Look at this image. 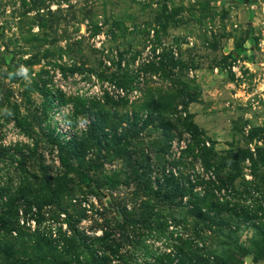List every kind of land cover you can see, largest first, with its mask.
Masks as SVG:
<instances>
[{"label":"rangeland","instance_id":"1","mask_svg":"<svg viewBox=\"0 0 264 264\" xmlns=\"http://www.w3.org/2000/svg\"><path fill=\"white\" fill-rule=\"evenodd\" d=\"M124 78L130 87L117 83ZM148 91L164 101L177 93L166 115L171 138L151 125L123 157L91 148L90 184L68 172L58 144L84 139L97 102L141 124ZM185 104L200 142L183 126ZM203 144L212 147L209 168ZM171 171L193 178L202 196L203 181L231 177L216 195L249 212L224 208L216 220L236 228L237 264H264V0H0V190L21 178L63 188L59 200L45 195L39 212L20 204L16 226L44 234L58 253L71 243L59 264H95L78 241L92 248L106 233L110 247L95 248L108 264H177L175 245L212 260L206 254L223 252L225 238L189 215L191 193L174 202L146 193L149 180L157 189ZM106 177L118 185L99 187Z\"/></svg>","mask_w":264,"mask_h":264},{"label":"trees","instance_id":"2","mask_svg":"<svg viewBox=\"0 0 264 264\" xmlns=\"http://www.w3.org/2000/svg\"><path fill=\"white\" fill-rule=\"evenodd\" d=\"M126 78L120 79L117 81L122 87H130V82H125ZM182 85H185L181 83ZM188 102L196 101V96L191 94L187 95ZM177 93L170 94L167 96V100H162L164 97H155L154 93L148 91L144 97H142L141 107L143 109H148L145 114V119L142 120L139 124L140 118L136 115L131 116L129 111H126L124 114H120L118 110L112 111L110 109L103 108L102 103L97 102L95 107V118L91 123H89L86 131V135L82 141H76L75 139L67 141L65 144L62 142L58 144L59 156L64 165L68 167V172L77 173L80 176L81 180L87 185L90 184L92 178L85 172V169L90 164L89 161H86L85 155L92 148H99V153L102 151V148L107 149L111 152V157H123L126 154V151L133 145L134 141L138 142V138L142 131H144L148 126L156 125L160 129H163V135L167 138V141L172 136L171 127L173 126L170 121H167L170 109L176 110L177 102ZM180 97V95H179ZM122 103H126L124 100ZM187 104V101H186ZM185 104L184 110L187 113L185 117V122L183 121V126H185L186 132L191 136L193 140L200 142L197 134L199 133L196 129V125L190 122L191 115L188 114V108ZM161 114V115H158ZM139 118V119H138ZM169 120V119H168ZM18 125L27 130L24 120H18ZM204 143V142H203ZM139 144V143H138ZM212 147H206L203 144V147L200 148L203 154V162L206 167H212L213 164L210 163L211 159L208 157L210 149ZM166 150V149H164ZM73 158H78L79 165L74 166L72 163ZM132 156L126 157V165L131 167ZM132 168V167H131ZM25 170L24 168H22ZM131 173H134V177L139 175L138 169L132 168ZM228 176V175H227ZM225 175V177H227ZM216 177V176H215ZM218 176V180L211 179L207 183V186L204 188L205 193L200 195V192L196 191V184L193 182V178L187 179V183L180 181L178 176L174 172L170 174L164 173V178L158 180L159 186L157 189H154L149 182L146 184V193L151 195L155 194L159 198H162L168 201L174 202L176 197L180 195L181 197L185 196L190 192L191 197L189 199L187 212L195 220L196 224H202L203 222H209L206 225L212 231V224H217L216 230L218 234H221L225 239L224 242H221L223 252H219V248H212L209 251L206 257L204 254L193 255L191 252L184 255L182 251L176 250L180 255V261L177 264H237L236 260H240V257L237 255L238 249L242 248L241 243L239 242L238 237L236 236V228L233 229L230 222L228 224H220L219 215L222 213L224 208L236 212L237 214L242 213L243 210L245 213L249 212V207L246 204H240L238 201L233 202L232 200H222L221 197L216 195V190H221L225 187H230V182L232 178L228 177L226 179ZM105 178V177H104ZM106 181L101 182L97 181L99 187L103 185H110V187L117 186V181L119 178L113 179L112 177H106ZM160 179V178H159ZM36 180V179H35ZM43 181H30L27 178H21L15 187L11 185H6L1 187L0 190V264H59L60 256H62L64 250L72 248L71 243H67L68 248L62 249L58 253L57 246L52 244V241L46 237L44 234L36 232L30 233L26 230H22L16 226V222L19 219V206L20 204H26L30 211L33 210V205H37L39 209L44 205L43 199L45 195H50V199L53 201L59 200L58 194L62 193L63 188H57L58 184H52L47 179H42ZM218 182V183H217ZM40 189L36 185H41ZM36 187V192L33 190V186ZM229 189V188H228ZM49 197V196H47ZM21 202V203H19ZM178 206H181V203L178 202ZM240 208V211H238ZM211 211L214 212V215L211 214ZM244 214V213H243ZM163 222H158L162 224ZM236 223V222H233ZM14 230H17L18 233L16 236H13L12 233ZM178 234L177 238H180ZM106 240V241H104ZM109 241V234L106 233L104 236L97 239L96 243L90 248L85 242L80 243L76 247L84 245L89 247L92 260L95 264H108L106 258L99 256L96 251L95 246L103 245L110 247L107 244ZM187 243V242H186ZM105 244V245H104ZM19 246L20 248H17ZM75 247V246H74ZM190 248V246H188ZM31 251V252H30ZM35 254L34 259L25 258L28 255ZM183 254V255H182ZM182 256V257H181ZM24 257V258H22ZM228 262H225V261ZM62 264H68L67 261H63Z\"/></svg>","mask_w":264,"mask_h":264}]
</instances>
